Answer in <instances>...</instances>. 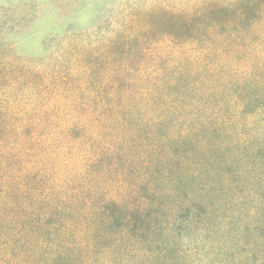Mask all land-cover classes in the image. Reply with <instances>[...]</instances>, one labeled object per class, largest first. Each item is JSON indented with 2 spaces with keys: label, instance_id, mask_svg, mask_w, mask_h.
<instances>
[{
  "label": "trees",
  "instance_id": "1",
  "mask_svg": "<svg viewBox=\"0 0 264 264\" xmlns=\"http://www.w3.org/2000/svg\"><path fill=\"white\" fill-rule=\"evenodd\" d=\"M145 1L0 49V264H264V0Z\"/></svg>",
  "mask_w": 264,
  "mask_h": 264
},
{
  "label": "rangeland",
  "instance_id": "2",
  "mask_svg": "<svg viewBox=\"0 0 264 264\" xmlns=\"http://www.w3.org/2000/svg\"><path fill=\"white\" fill-rule=\"evenodd\" d=\"M143 1L0 0V49L11 47L21 59L40 60L66 38L91 34L114 11ZM157 1L146 0L145 4Z\"/></svg>",
  "mask_w": 264,
  "mask_h": 264
},
{
  "label": "snow or ice",
  "instance_id": "3",
  "mask_svg": "<svg viewBox=\"0 0 264 264\" xmlns=\"http://www.w3.org/2000/svg\"><path fill=\"white\" fill-rule=\"evenodd\" d=\"M175 2H181V0H175Z\"/></svg>",
  "mask_w": 264,
  "mask_h": 264
}]
</instances>
